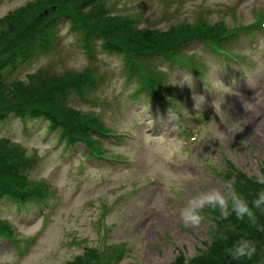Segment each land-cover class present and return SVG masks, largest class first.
Instances as JSON below:
<instances>
[{"label":"rangeland","instance_id":"374dc122","mask_svg":"<svg viewBox=\"0 0 264 264\" xmlns=\"http://www.w3.org/2000/svg\"><path fill=\"white\" fill-rule=\"evenodd\" d=\"M29 1L0 0V19L27 4ZM214 1L197 0L196 3L198 5ZM106 3L107 7L113 5L111 1H106ZM145 3V0H126L120 7L122 9L141 10ZM165 3V1L161 2L159 0L158 4L153 5L157 13L162 12L168 15L165 12ZM248 9L250 15L242 9L236 14H229L228 11L223 12V15L227 16L221 17H224L226 24L230 26L236 23L249 24L252 21V17L250 16L264 10V0H251L248 3ZM35 10V15L26 16V11H28L26 10L20 12L17 17L8 19L9 23L7 25L1 26L0 24V47L16 40L17 36L24 35L23 31L30 27L33 17L37 19L41 13V8H36ZM67 13L66 25L61 26L58 32V39L62 42V46L58 49H61L59 52L61 56L55 54L52 56L49 54L47 56L43 55L35 63L36 59H33L23 64L24 66L20 67L16 72L10 73L6 70L4 73V83L22 81V84L20 86H11L8 90L0 93V109L7 106L16 97H19L20 100H25L27 96L36 94L39 85L32 78L36 72L43 69L64 73V71L72 69L81 70L91 65L94 67L97 65L113 70L118 75V89L122 88L123 90L127 86L129 76H126L124 84L122 83L123 72L129 71L128 66L125 65V57L120 54H112V56L105 54L99 46V39L93 40L94 53L84 51L80 54L82 57H77L78 60L71 57L72 54H69L71 46L69 45L72 43V48L78 45L76 43L78 34L70 31L69 27L77 29L79 22L72 12L68 11ZM178 14L186 15L187 19L192 20V22H196L199 19L194 17L197 14V8L190 1L189 4L186 3L180 7ZM217 17H220V15H214L211 18L205 19H208L209 24L214 26L216 22H220L221 20V18ZM145 20L149 21V18L147 17ZM22 40L16 43H20ZM58 44L60 45V43ZM195 47L197 48V45L192 43L186 49L190 50V52L197 51V54L203 56V53L195 49ZM2 58L5 57L0 55V63ZM217 74L218 72L214 70L213 78L218 79L216 77ZM39 78L42 79L41 77ZM179 81L181 83L178 89L181 85L183 86L180 89V95L184 98L189 87L194 86V82L189 80L188 75H180ZM246 82L251 84L252 80L248 78ZM263 87L264 81L260 86L257 96L246 97V103L227 112L224 119L213 120L211 131L208 134L204 133L205 136L200 137L196 145L193 146L197 147L194 153H191V158L194 162L189 165H185L183 162V166L178 170L174 167L170 169L164 168L166 164L164 159L173 154L170 150L174 152L179 150L175 137H167V141L164 140L171 130L170 127L167 128L165 135H161L148 142V148L144 155H142V158L139 157L138 152L134 155V144L132 152L136 162L129 165L112 186H109L108 182H101L97 184L92 192L80 193L75 197H71V193L76 191V188H73V182H68L67 186L62 184V177L60 176L61 168L56 163L64 164L62 165L64 173H68L71 169L70 171L75 174L80 168L95 167L85 155L82 143L76 144L77 147L73 149L76 155L73 156L68 147L61 145L60 151L54 156V159L53 155L47 159L44 156L43 149L35 147L41 149V170L40 172H29L27 173V177L31 181H39L40 177H44L59 187V194L54 195L55 197H63V200L60 202L61 216L47 224L36 225L35 222H32V224L30 223L23 227L22 223L32 221L31 214L25 218L17 216L13 220V217L11 219L9 210L0 202V220L5 219L10 224L17 225L21 232L20 235L23 236H17V239L25 240V238L33 236L38 237L37 242L29 248V255L23 261L18 260L16 262L14 261V251L7 253L5 242L0 241V263L4 264V258L6 264H68L72 259L85 258L84 256L88 255L89 251H93L98 257V263L104 264L105 261H103L101 256L103 253L109 250L111 253L115 250L114 248L124 246L127 250L126 252L125 249H122V252L125 253L124 257L118 261L112 260L111 264H175V260L179 254L183 256L184 259L182 260L184 262H177L176 264H198V260H202L199 264H224L222 261L230 259L225 253V248L231 246L234 241L246 237L253 240L256 244L257 251L255 256L250 261L231 260L227 261L226 264H264V232L256 231L250 223L237 221L234 216L229 217L227 220L221 219L219 216L215 218L209 212L204 214L205 221L198 227H185L180 219L181 210L191 197L212 188H219L221 190L224 188V180L219 179L218 175H224L228 181L237 185L236 188L241 187L240 190L235 189L249 201L255 198V194L258 191L264 189V183L257 182L258 180H264ZM46 90V87H42L39 94ZM110 93H112V88L110 89ZM124 93L127 95V91H124ZM126 99L134 104L143 102L147 105H152V102L147 97H143L141 101L135 98L132 99L129 92ZM10 107L11 105H8L2 111L9 113L8 108ZM160 115L162 113L158 111L157 116ZM251 120L257 121L259 130L251 124ZM112 121L118 122L116 119H112ZM151 124L152 121H148L143 116V121L138 122L134 126L133 131L137 132L140 127H145L144 131H146L147 128L151 127ZM31 126L39 129V131L42 128L44 129L43 123ZM19 131L20 127L16 117H11L0 122V136L10 133L15 135L17 139L22 140L19 137ZM242 132L246 133L249 142L241 136ZM44 133L45 131L41 136ZM251 138L257 139L259 144L252 143ZM104 142L109 145L107 140H104ZM38 143L36 140L35 145H38ZM159 148H162L161 152L168 149V153L166 155L157 154ZM111 149L112 151H118V149H114L113 147ZM0 152L5 151L0 149ZM9 158L7 154H4L3 162L5 165L8 164L5 161ZM227 162L233 165L231 170L229 165H226ZM206 163H211L213 168L205 169L203 165ZM67 164L69 166H65ZM185 166H190V170H186ZM194 166L198 168L194 169ZM1 169H4L3 164H0ZM227 170H230V172ZM236 171L242 173L245 178L242 180L236 174ZM109 173L110 170L90 172L89 178L92 180L91 184L102 178H108ZM151 174L159 178L163 183V187L159 190L158 195L159 209L155 213L162 211L158 215H151L141 220V216H138L133 209V204L138 197H149L147 202L150 203L153 191L149 187H146L143 190H148L150 194L141 192L144 182H137L136 180ZM233 177L238 178V181L233 182ZM58 201L59 199L55 200V202ZM89 201H93L91 206L88 205ZM141 207L146 211L148 209L146 203H142ZM257 215L259 222L264 224V214L258 212ZM156 218L163 221L164 224H156L155 231L150 233L151 242L145 241L146 233L154 227L151 225L153 223L152 219L156 221ZM225 236L227 239H222ZM144 250L148 251L144 252ZM199 251L203 254L197 259L191 260L190 258L198 254ZM205 255H207V258Z\"/></svg>","mask_w":264,"mask_h":264},{"label":"clouds","instance_id":"9594fccd","mask_svg":"<svg viewBox=\"0 0 264 264\" xmlns=\"http://www.w3.org/2000/svg\"><path fill=\"white\" fill-rule=\"evenodd\" d=\"M203 97L193 96L194 106ZM176 117H172L175 119ZM264 183V180H258ZM205 209L218 213L221 219L227 220L234 216L237 221L248 222L258 232H264V224L259 222L257 213L264 214V189L255 194L251 201L240 195L232 182L225 183L224 188H212L199 195L191 197L180 213V219L185 227H198L205 221ZM226 240L227 237H222ZM256 244L253 240L242 237L225 248L226 255L234 261L252 260L256 254Z\"/></svg>","mask_w":264,"mask_h":264},{"label":"trees","instance_id":"16d2710c","mask_svg":"<svg viewBox=\"0 0 264 264\" xmlns=\"http://www.w3.org/2000/svg\"><path fill=\"white\" fill-rule=\"evenodd\" d=\"M53 1L55 2V1H61V0H47V4L41 8V11L43 9H46L48 6H50ZM52 4H55V3H52ZM35 12L36 11L32 10V13H31V11L28 10L26 12V16L28 15L31 16L32 14L35 15L36 14ZM37 19H39V17H37ZM34 21H35V18L33 17V21L31 24H33ZM101 22H103V20L98 21L96 24H100ZM8 23L9 21L7 20V22L1 26L7 25ZM207 26L208 25L204 22H200V23L187 22L184 24L171 26L167 31L156 33L152 35V37H153V41L155 45L157 47L162 48L163 46H169L173 42H176L183 38L190 37L194 34H198L201 32V30H204V29L206 30ZM99 29L102 31H105L109 36L116 37L117 39H119V41H117L116 39L115 40L109 39L107 41L106 45L108 44L112 48H118L119 43L124 44V45L141 46L147 40L146 34L141 31H138L139 29H135L137 31H134L130 29L128 26H126V24L118 23L116 21H108L104 24H100ZM23 32H24L23 36L21 35L17 36L16 40L8 43L7 45L3 47H0V52L10 54L12 56H19L17 51H20V55L28 56L31 53V50H33L36 47L38 42H40L39 48H43V43H44L43 34L34 35L30 27L25 29ZM20 40H22L20 43H16L17 41H20ZM23 44L25 45L24 47H22ZM62 82H66V81H62ZM35 83L39 85L38 90H37L38 92L36 94H33L32 96H27V98L25 99L27 101L20 100L19 97H16L14 100H12V102L10 101L8 104H15V103L19 104V102H21L23 104L24 103H42V104L47 105L52 102L53 93H56L58 88L63 87V84H61V82L57 83V82L50 81L48 83H45L39 80ZM42 87H46L47 90L39 94ZM6 153L7 151L0 152V159L3 160L4 154ZM5 174L6 173L3 171V174L1 175L5 176ZM205 256L207 258V255ZM227 261H231V259L229 260L225 259L224 261H222V263L226 264Z\"/></svg>","mask_w":264,"mask_h":264},{"label":"bare ground","instance_id":"6f19581e","mask_svg":"<svg viewBox=\"0 0 264 264\" xmlns=\"http://www.w3.org/2000/svg\"><path fill=\"white\" fill-rule=\"evenodd\" d=\"M250 122H251V124H252L253 126H256V127L258 128V130H259V127H258V125H257V121H256V120H251ZM241 136L244 137L245 139L248 138L245 132H242V133H241ZM247 141H248V139H247ZM248 142H249V141H248ZM251 142L254 143V144H259L258 140H257V139H254V138H251ZM152 222H153V223H152L151 225L154 226V227H153L152 229H149L148 232L146 233L145 241H150V242H151L150 233H153V232L155 231V226H156V224H159V225H163V224H164L163 221H161V220L158 219V218H156V221H155V219H154V220L152 219ZM151 225H150V226H151ZM140 228H141V225H140ZM147 251H148V250H144V252H147Z\"/></svg>","mask_w":264,"mask_h":264}]
</instances>
